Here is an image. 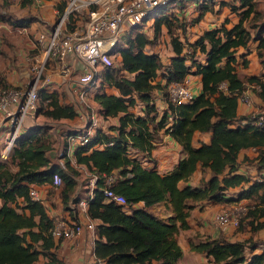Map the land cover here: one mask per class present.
I'll return each mask as SVG.
<instances>
[{
	"label": "trees",
	"instance_id": "trees-1",
	"mask_svg": "<svg viewBox=\"0 0 264 264\" xmlns=\"http://www.w3.org/2000/svg\"><path fill=\"white\" fill-rule=\"evenodd\" d=\"M33 1L20 0V6H30ZM184 1L177 5L179 11ZM212 3L213 0H205L199 5L191 25L211 10ZM65 6L66 0H60L56 12L62 13ZM220 6H229L237 13V23L227 27L225 20L219 27L204 31L192 43L181 41L175 33L179 30L185 34L187 30L177 15L169 9L158 10L159 16L149 25L151 37L145 33L148 23L138 27L139 32L128 35L125 47L119 50V62L98 73L102 77L96 89L101 91L102 84L107 82L118 93L102 92L94 96L104 119L121 114L118 126L110 129L116 130L117 135L97 129L90 142L77 147L73 156L77 165L97 176L87 214L97 221L94 256L105 264H177L182 252L176 234L188 228L187 218L195 202L227 205L236 199H246L252 206L244 218L253 231L264 229V183L238 173V155L249 148L256 152L257 174L264 172V124L255 125L250 114L237 115L239 98L248 85H258L259 89L252 90L264 101V72L243 80L234 66L237 50H247L250 42H258L257 54L262 56L263 14L257 11L256 0H231L221 2ZM70 20L72 25L67 27L73 30L75 21L72 16ZM30 23L29 20L12 22L19 27ZM163 32L169 36L174 54L166 63L156 53L144 51L146 47H154ZM196 53L204 56L203 62L196 58ZM243 63L246 66L247 61ZM190 74L199 76L201 91L190 102L176 106L168 99L167 87L184 81ZM158 77L162 82H156ZM220 84H225L224 90L219 89ZM0 87H8L3 77ZM154 91L159 92L167 105L159 120ZM137 102L144 107V117L130 112ZM36 115L61 121L73 119L77 113L71 105L59 104L42 88ZM48 130L49 127L30 130L15 142L9 163L0 162V264H35L40 257L47 260L45 264H62L56 257L59 243L54 242L50 233L55 222L42 203L30 198L29 189L32 184L51 185L53 175L58 174L62 182L61 203L67 209L70 201L74 204L81 199L75 195L81 171L68 160L63 166L50 163L47 152L52 147L47 140ZM161 130L179 144L183 153L174 169L163 175L154 168H145L132 156V152H138L151 160ZM196 132L209 134V142L193 146ZM63 144L62 155H65ZM10 164L16 166V171H11ZM198 167L202 172L208 169L210 176L206 179L202 176L198 186L180 187L179 183L187 182ZM108 175L115 176L112 189L124 197L126 206L105 200L103 187ZM237 188L242 190L233 199L228 192ZM160 202L171 207L170 217L160 219L149 212ZM139 203L143 206L137 207ZM258 247L249 241H230L221 234L190 241V249L206 256L212 264H264V249L254 253Z\"/></svg>",
	"mask_w": 264,
	"mask_h": 264
},
{
	"label": "crops",
	"instance_id": "crops-1",
	"mask_svg": "<svg viewBox=\"0 0 264 264\" xmlns=\"http://www.w3.org/2000/svg\"><path fill=\"white\" fill-rule=\"evenodd\" d=\"M18 1L20 0H17L11 3H16ZM59 1L60 0H34L32 2V5L35 4L37 6H41L42 7L41 13L44 14L46 18L50 19L52 17L51 16L52 13L54 14L56 12L55 7L57 3H59ZM194 1L195 0H186L184 1V7L181 9V11H179L180 9L178 10V8L176 7L170 13L178 15V13H183L184 11H187L188 8H190V6H193L195 9L198 10L199 5L205 3V0L200 1L198 4H195ZM217 1H219L218 4L216 3ZM221 2H225V0L224 1L223 0H213L212 5L220 6ZM14 7H15L14 5L6 6L4 3V0H0V48H1V45L3 47L4 39H6L7 37H12L14 33H19L20 31H25L26 29L28 30L29 28H32L31 27L32 22L28 26L19 27V26H15L12 24L14 20L12 21L10 18H6L4 16V15L10 16L13 13L12 10ZM27 7H24V8H27ZM207 13H210V12L209 11L206 12L203 15V18ZM154 18L149 21L147 27L145 28V33H147L149 37H151L152 35V31L149 28V25L152 23ZM203 18L196 24V26H198V24L203 20ZM226 26L228 27L227 24ZM216 27H219V26H216L214 24L210 25L205 30H203V32L207 30H211ZM10 28H13V29H10ZM138 32L139 31L137 30H129L119 37L118 43L115 47V52H114L115 62H119L120 60L119 50L125 47L127 36L128 35L134 36ZM28 40L29 39L26 38V44H27V47L28 46L29 47L26 50V52L23 53L24 54L23 58L27 61H30V56H31L30 54L34 46L33 48H31L33 44L29 42ZM180 40L184 41L183 38H180ZM257 45H258V42H250L247 50H244L241 48L237 50V53H236L237 60L234 66H235L236 73L243 80H246L252 76H258L260 73L264 72V49L260 50V52L262 53V56L259 57L257 54ZM4 48H6V46ZM147 49H150V48L149 47L145 48L144 51L146 54L155 53L153 51H147ZM245 53H248V54H245ZM198 54L201 57L200 58L196 57V58L199 61L203 62L204 56L200 53H196V55ZM243 54H245V56L240 57V55H243ZM173 55L174 54L171 48V55L168 57V60ZM244 60L247 61L246 66L243 63ZM1 62H4V58L3 60H1L0 58V64ZM74 65H75L73 66L74 68L71 70V75H74L75 73L80 72L79 71L80 64L75 63ZM5 66L7 67L1 68L2 65H0V76L3 75V72L7 68L13 69L11 67L12 64L7 59H6ZM8 75L9 76L3 77V78L5 79V82L7 86L9 87H19L22 84V82H24L26 79V78H23V80H19L20 78L14 79L12 74H8ZM69 79H70L69 77L68 78H62L58 76L54 77L52 79L53 81L45 85L43 89L46 91V93L56 98L59 104L71 105L76 111L75 97L73 95V88L75 86V83H74V79H71V80ZM184 81L186 82L187 86L191 89L194 96H197L200 93L201 84H200L199 76L190 74L185 77ZM156 82H162L160 77L156 79ZM253 86L248 85L246 90L243 92L247 94L248 102L238 103L237 115L239 116L248 115V114L255 113V112H260L264 114V101L261 100L257 96V94L252 90ZM102 92L108 95H111V94L118 95L116 89L109 86L107 82H104L102 84L101 91H98L97 89L96 90L91 89L89 93L87 94V99L89 100L90 98L93 106L95 107V114L99 120V125H100L99 130H101L105 134L117 135L116 130H110V129L112 127L118 126L119 117L121 116V114H119L116 117H107L106 119L102 117L100 113V107L94 101L95 94L102 93ZM153 99H154V103L158 111L157 120H159L162 113L166 110L167 105L165 102H163L161 95L157 91L153 92ZM143 108H144L143 105L140 102H137L136 105L130 109V112H132L134 116L144 117ZM77 118L78 117L76 116L70 120L53 121L52 119L44 118L42 115H39V116L35 115L34 117H28V116L24 117L21 120L20 125L18 127L17 136L12 144L11 150L6 154L5 157H2L3 151L5 149V145L7 144V141L10 138L11 130L8 126L7 119H5L2 113H0V162L9 163V159L11 155L13 154V146L15 145V142H17L22 137L26 136L30 130L49 127V130H48L49 137L47 138V140L50 141L52 149L47 152V158L49 159L50 163L53 165L63 166L65 160H68L72 167H74L75 169L79 171L83 169L86 172V169L83 165H79V164L77 165L75 163V159L73 155H74V151L76 148L68 150L66 147L67 143L65 142V148H64L65 155H62V146L64 145L63 144L64 141L60 143V141L58 140L59 136L60 138H62L61 135H63V133L65 132L67 133L69 130H74L75 128H78L79 126H81V124L78 123ZM169 120H171L170 115H169ZM77 123H78L77 127L72 126L74 124L76 125ZM59 124L61 125V127H63V129L62 128L60 129L56 126ZM209 138H210L209 134H201V133L196 132L193 136L192 144L193 146L197 147L199 146V143L201 142L208 143ZM97 145L98 146L96 147H100L99 145L101 144H97ZM154 145H155V148L151 152V160L144 158L138 152H132L134 154V155L132 154V156L133 157L135 156V158H137L145 168H148V169L154 168L161 175L171 172L176 166L178 160L183 157L181 147L168 134L164 133L163 130L159 132V140H157L154 143ZM255 157H256V152L254 149L249 148V149L242 150L238 155V162H239L238 173L242 175L251 176V179H255L258 181L261 177H264V172L257 174V170L254 166ZM245 158L251 160V162L244 160ZM9 166H10L11 171H16L15 165L10 164ZM260 174L262 176H260ZM202 176H204L205 179L208 178L210 176V171L207 169V170H204V172H202V170L198 167V169L193 173V175L189 177L188 181L180 182L179 186L180 187H183L185 185L198 186ZM32 189L36 190L39 196H41L42 198L41 203L45 207L46 213L48 214V216L52 218L54 222L58 220L70 221L74 219L81 220V222H84L86 220L84 217H80L76 214V211L74 210L75 203L72 204V202L70 201V203L68 204L69 208L67 209L63 208L60 195H59V191L61 187L58 189H55L51 185H48V184H32L30 185L29 190H32ZM51 189L55 191L54 195L51 194L52 192ZM241 190L242 189H238V188L230 189L229 192H232V193L234 192V193L230 194L228 192V195L231 198L235 199L239 196ZM75 195L81 197L78 192V187L76 188ZM244 200L246 199H242V200L236 199L235 201L240 202ZM235 201H232V202H235ZM52 205L53 206L61 205L62 210L60 212H58V209L53 210ZM225 205H221V204L215 205L207 201L193 203L194 207L190 210L189 217L187 218L188 228L184 230L180 229L176 234V241L182 252V256L177 264H212L208 261L206 256L200 253H196L190 249V241L196 242L198 239L204 238L206 236L215 238L219 236L220 234L230 241H240L239 240L240 238H237V239L234 238L235 236H238L239 233H236L235 236L232 235L233 228L226 226L225 228L220 229L218 228V225L214 222V215L218 213L220 210L224 209ZM142 206H143L142 203L137 204V207H142ZM124 210L125 212H128V213L130 212L129 209L124 208ZM149 212H151L153 215H155L156 217L160 219H166L170 217L172 214L171 207L165 202H160L156 204L155 206L151 207L149 209ZM92 221H93L94 226H96L97 221H94V220ZM54 242L59 243V246L56 249V257L58 260L62 262V264H94V262L97 261L93 253L94 244L90 245L89 232L87 230H84L82 235L78 238H74L71 240H62L60 242L54 239ZM258 246H261V245H258ZM260 251L261 249L258 247L254 251V253H259ZM46 262H47L46 259L40 257L38 262L35 264H45ZM99 262L100 264H105V261L99 260Z\"/></svg>",
	"mask_w": 264,
	"mask_h": 264
},
{
	"label": "built area",
	"instance_id": "built-area-1",
	"mask_svg": "<svg viewBox=\"0 0 264 264\" xmlns=\"http://www.w3.org/2000/svg\"><path fill=\"white\" fill-rule=\"evenodd\" d=\"M181 1L183 0H69L62 13L56 12L57 19L50 32L40 34L37 38L38 47L33 48L36 54L32 57L31 80L24 87H0V113L7 119L11 130L2 157L11 150L21 120L36 115L39 91L51 81L52 75H45L50 63L55 64L53 75L62 78L70 77L74 64H80L79 75L74 80L73 95L81 126L72 130L71 134H65V142L68 150L87 145L99 129V120L93 106L87 101V94L96 85L99 71L115 64L114 52L119 37L149 23L153 19L151 16L160 9L172 11ZM80 10L87 16L84 29L69 30L67 25L70 17ZM253 88L259 89V86L254 85ZM219 89L224 90L225 84H220ZM167 94L168 99L176 106L188 103L195 97L185 81L171 83L167 87ZM239 102L247 103V94L242 93ZM250 115L255 118V125L264 124V114L255 112ZM96 181L97 176L90 175L87 195L74 206L76 214L86 220L56 221L50 231L53 239L71 240L80 237L87 230L89 243L94 244L95 226L87 214V207ZM258 181L264 183V177ZM114 182V175L105 177L103 196L107 201L126 206L124 197L113 191ZM61 184L59 175H53L51 186L57 189ZM29 196L33 201L41 203L42 198L36 190H30ZM247 210L244 206L222 209L214 215V222L222 227L236 228ZM94 264H100L99 260Z\"/></svg>",
	"mask_w": 264,
	"mask_h": 264
},
{
	"label": "rangeland",
	"instance_id": "rangeland-1",
	"mask_svg": "<svg viewBox=\"0 0 264 264\" xmlns=\"http://www.w3.org/2000/svg\"><path fill=\"white\" fill-rule=\"evenodd\" d=\"M68 1L69 0H66V5H67ZM200 1H202V0H195L194 2H195V4H198ZM256 1H257V11L263 14L260 22H264V0H256ZM218 2L219 1H217L216 3L218 4ZM225 2L230 3V0H225ZM4 3L6 6H10V5L15 6L12 10L13 13L10 16L4 15L6 18H10L12 21L13 20H29L30 22H32L31 23L32 28H29L28 30L26 29L25 31H20L19 33H14V35L12 37H7L6 39H4L3 47L1 45V48H0V58H1V60H3V58H4V62H1V64H0V65H2L1 68L7 67V66H5L6 59L12 64L11 67L13 68V69L7 68L3 72V75L0 77H6V76H9L8 74H12L14 79L20 78L19 80H23V78H26L25 81L22 82V84L19 86V87H24L32 78V72H31L32 57H33V55L36 54V50L34 49L35 51H32L30 54L31 55L30 61H27L23 58V56H24L23 53H25L29 47V46L27 47L26 38L29 39L28 41L33 44L31 48H33V46L38 47V45L36 44L38 36L40 34H46V33L50 32L51 27L56 22L57 14H56V12L54 14L52 13V15L50 14L52 17L50 19H48L45 17L44 14L41 13V10H42L41 6L31 4L27 8H22L20 6V1H18L16 3H11L8 0H4ZM209 12L210 13H207L204 16L203 20L198 24V26H196V24L191 25L193 18L198 15V10L195 9L193 6H190V8H188V10L184 11L183 13H178L177 16H178L179 21L183 22L186 25V29H187L185 32L186 37H183V35H185V34H181L179 30H175V33L180 38H183L184 41L192 43V41H194V39H196L198 35H201L203 30H205L208 26L213 25V24L216 26H220V24L226 20V21H228V24H227L228 27H230L232 24L236 23L239 19V15L237 13L232 12L230 10L229 6L220 7L218 5H212L211 10ZM157 15H158L157 13H154L151 17L154 18ZM72 19L75 21V26H74L75 29H77L78 31H81L84 29V26H85L86 21H87V16L83 10H80V12L73 15ZM69 24L72 25L70 19H69ZM10 29H13V28H10ZM5 46H6V48H4ZM147 51H153V52L157 53V55H159L161 61H163V63H166L168 61V57L171 55L170 39L167 36V34L163 33V35H161V37L157 41L156 45L150 49H147ZM27 53H28V51H27ZM196 57L200 58L201 56L198 54V55H196ZM54 65H55L54 63H50L46 68L47 71H45V75H48V76L52 75V76H50L51 81H53L52 79L54 77H57V76L53 75ZM78 75H79V73H75L74 75H70L69 80H71V79L75 80L78 77ZM42 77H43V75L41 76V78ZM100 80H101V78L98 77V81H97L96 85H94L92 87V90H94V89L96 90V88L99 87ZM87 101L91 106H93L90 98H89V100L87 99ZM93 109L95 110L94 106H93ZM77 121L79 124H81V122L78 118H77ZM78 123L76 125L74 124L72 126L77 127ZM56 126L60 129L61 128L63 129V127H61L60 124L56 125ZM65 133H63V135ZM63 135H61V136H63ZM58 140L60 141V143L62 141L65 142V136L62 138H60V136H59ZM62 148H63V146H62ZM89 177H90V174L85 172L82 169L81 170V176L78 178V183H79L78 192H79V195L81 196V198H83L87 195L88 187H89V183H88ZM229 193L233 194L234 192L233 193L229 192ZM51 194L54 195L55 191H52ZM238 206H244V207H247V209H248L249 206H252V202H250L248 200H244V201H240V202L235 201V202H232L230 204L225 205L224 209L225 210L234 209ZM52 209L53 210L58 209V212H60L62 210L61 205L60 206L59 205H54V206L52 205ZM244 216H242L238 227L233 228L232 235L235 236L236 233H239L238 236L234 237L235 239L240 238L239 239L240 241H249L252 243H256L257 245H261V246H259V248L261 250L264 249V246H262V245H264V229L253 231L251 226L248 224V220L245 219ZM225 227L218 225V228H220V229L225 228ZM227 227H229V226H227Z\"/></svg>",
	"mask_w": 264,
	"mask_h": 264
}]
</instances>
